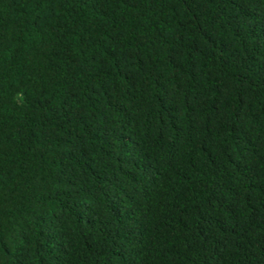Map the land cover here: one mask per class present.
<instances>
[{
  "label": "trees",
  "instance_id": "trees-1",
  "mask_svg": "<svg viewBox=\"0 0 264 264\" xmlns=\"http://www.w3.org/2000/svg\"><path fill=\"white\" fill-rule=\"evenodd\" d=\"M0 264H264V0H0Z\"/></svg>",
  "mask_w": 264,
  "mask_h": 264
}]
</instances>
